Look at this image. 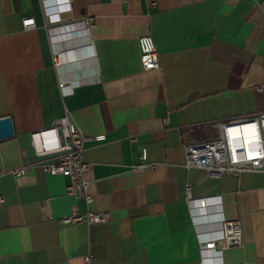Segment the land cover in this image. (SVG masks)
<instances>
[{
  "label": "crops",
  "instance_id": "crops-1",
  "mask_svg": "<svg viewBox=\"0 0 264 264\" xmlns=\"http://www.w3.org/2000/svg\"><path fill=\"white\" fill-rule=\"evenodd\" d=\"M87 18L89 38L64 28ZM142 37L158 70L141 68ZM263 82L264 0H72L53 25L42 0H0V118L14 129L0 139V264H201L187 185L240 223L242 246L221 264H264V174L183 166L184 147L216 138V124L264 111ZM66 116L89 138L84 178L107 223H58L86 207L44 172L56 159L37 157L30 136Z\"/></svg>",
  "mask_w": 264,
  "mask_h": 264
},
{
  "label": "built area",
  "instance_id": "built-area-1",
  "mask_svg": "<svg viewBox=\"0 0 264 264\" xmlns=\"http://www.w3.org/2000/svg\"><path fill=\"white\" fill-rule=\"evenodd\" d=\"M72 0H42L44 14L49 25L57 24L61 16L71 11ZM54 10V13H52ZM23 30L36 28L33 18H23ZM79 25L82 34L89 38L92 27L91 19L87 18L79 23H72L64 28L73 29ZM139 62L144 71L159 69L158 56L154 43L150 37L138 39ZM60 53L55 52L54 68L60 65ZM59 87L63 90L65 84L62 80ZM77 85L73 82L68 87L70 90ZM264 96V82L260 86ZM217 136L206 142L184 147V168L204 170L214 178L226 175L238 177L242 173L264 174V111L255 116H247L215 125ZM33 151L37 157H53L56 162L43 166L44 172L50 175H61L69 179L66 188L68 195L82 201L86 207L84 214L73 205L70 214L58 220L62 225H91L104 224L109 221L106 212L91 210L93 197L89 192V182L85 180L84 173L88 165L84 161L85 144L89 138L85 137L80 129L66 116L56 122L51 128L38 130L30 136ZM94 141L104 140V136H96ZM145 151L141 153L142 164L139 169L147 168L144 163ZM153 169V166H150ZM15 177L20 176L21 170L11 172ZM190 185L185 188V201L190 209L196 231L197 244L201 264H208L210 260L221 264L223 253L232 248H241L242 232L238 221H226L221 213L219 197L194 200L190 195ZM1 202V200H0ZM207 205L204 212L194 215L192 206ZM209 208L212 211H209ZM207 214V215H206ZM89 257L85 258L88 262Z\"/></svg>",
  "mask_w": 264,
  "mask_h": 264
},
{
  "label": "water",
  "instance_id": "water-1",
  "mask_svg": "<svg viewBox=\"0 0 264 264\" xmlns=\"http://www.w3.org/2000/svg\"><path fill=\"white\" fill-rule=\"evenodd\" d=\"M14 134L12 119L9 117L0 118V139H7Z\"/></svg>",
  "mask_w": 264,
  "mask_h": 264
},
{
  "label": "bare ground",
  "instance_id": "bare-ground-1",
  "mask_svg": "<svg viewBox=\"0 0 264 264\" xmlns=\"http://www.w3.org/2000/svg\"><path fill=\"white\" fill-rule=\"evenodd\" d=\"M206 205L207 204L205 202H203V206H201L199 204L192 206V209H193L192 212H193V214L194 215H197V212L199 213V212H202L203 210H205Z\"/></svg>",
  "mask_w": 264,
  "mask_h": 264
}]
</instances>
